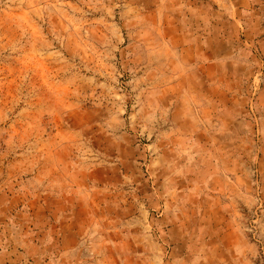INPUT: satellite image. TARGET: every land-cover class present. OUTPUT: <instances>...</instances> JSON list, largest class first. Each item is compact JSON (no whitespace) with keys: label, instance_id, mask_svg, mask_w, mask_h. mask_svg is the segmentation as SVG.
Listing matches in <instances>:
<instances>
[{"label":"rangeland","instance_id":"374dc122","mask_svg":"<svg viewBox=\"0 0 264 264\" xmlns=\"http://www.w3.org/2000/svg\"><path fill=\"white\" fill-rule=\"evenodd\" d=\"M0 264H264V0H0Z\"/></svg>","mask_w":264,"mask_h":264}]
</instances>
